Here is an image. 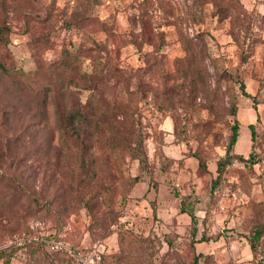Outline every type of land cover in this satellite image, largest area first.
<instances>
[{"label":"rangeland","instance_id":"rangeland-1","mask_svg":"<svg viewBox=\"0 0 264 264\" xmlns=\"http://www.w3.org/2000/svg\"><path fill=\"white\" fill-rule=\"evenodd\" d=\"M1 20L12 32L0 65L30 79L0 69V250L33 232L99 242L103 264H264V235L255 253L248 241L264 222V0H91L87 11L80 0H5ZM68 53L77 66L59 71ZM194 60L196 86L181 73ZM91 91L126 109L125 143L140 153L116 159L94 144L84 163L94 176L73 190L59 120ZM234 120L244 159L212 190ZM22 246L12 264L59 263Z\"/></svg>","mask_w":264,"mask_h":264},{"label":"trees","instance_id":"trees-1","mask_svg":"<svg viewBox=\"0 0 264 264\" xmlns=\"http://www.w3.org/2000/svg\"><path fill=\"white\" fill-rule=\"evenodd\" d=\"M91 0H80V3L83 5V10L87 11L88 3H90ZM5 7V0H0V8L1 12H3ZM82 24H87L88 21L92 22V19H89V17H85L84 15L79 19ZM81 24V25H82ZM99 25H103V23L98 22ZM12 32L11 26L5 21H0V43L2 45H8L10 42V34ZM94 44H96L95 40L92 41ZM185 45L188 48H192V43L185 39L184 41ZM193 68H183L181 71L182 75L185 77H190L189 82L190 84H193L196 86L198 80H202L204 77L203 71L199 66L198 61L194 60L193 62ZM76 57L74 55H71L68 53L65 57V59L60 60L57 64L56 68L59 71L67 72V71H73L76 68ZM0 69L4 74H9L10 76H17V77H25L26 79H30L29 75H27L25 72H23L20 69L15 68H9L5 67L3 65H0ZM221 75V74H219ZM87 76L85 77V80H87ZM69 79L74 81V84L77 85L78 81L75 80L74 77L69 76ZM243 94L250 96L247 92L243 90ZM236 107L234 105L231 106V114L234 116L236 115ZM126 109L122 107L119 104H112L109 106L101 104L99 102V98L97 94L94 91H91L85 105L84 109H72L68 113L65 114V116L62 117L61 120H59V130H60V142L61 146L66 151L65 156V163H66V170H65V176L68 177L70 186L73 190L78 189L82 186V183H88L90 182L93 175L90 177L87 175V168H84V163L89 155V152L91 148L94 146V144H97L98 142H103L106 146L107 150L116 158H120V154L125 149H129L132 151H136L137 153H140L139 148L132 147L131 144L125 143V136L123 131V124L124 122L120 121L118 119L119 115H125ZM230 135L228 138V142L225 147V152L222 157H220L217 160L216 165V177L212 180V190L219 184L221 181V178L223 177L226 170V165L232 162L234 159H244L243 156L236 154L234 152V146L238 140V122L237 120H234L233 124L230 127ZM251 140L255 137V130L254 125H249ZM141 144H138L140 146ZM196 157L199 158V168L206 171V165L201 160L199 155L195 154ZM251 158V157H250ZM138 160L140 163L145 165L147 163L146 157L143 154L142 156L138 157ZM250 162L253 163L255 160H251ZM79 165H82L81 174H79ZM141 176L137 175L134 177H130L128 180V184L133 185L134 183H137L140 180ZM191 220L192 225L194 226L195 222V216L194 214H191ZM26 235H34L33 232H28L27 234L14 236L15 237H22ZM264 235V222L256 223L252 230L251 234L249 235V247L253 253L257 250V247L259 243L261 242V239ZM43 238H61L64 240V238L58 236V235H46L41 236ZM26 247H31L33 249H42L45 250V246L42 243L37 242H27L24 244ZM75 248H86L85 247H79L74 244H71ZM15 247H21V246H15ZM15 247L10 248L9 250H0V260H2L3 264H12L11 258L16 250ZM23 247V246H22ZM50 256L56 257L59 259L55 260L56 263L60 264H73L72 260L65 254L60 252H48L46 251ZM104 253V252H103ZM58 263V264H59ZM103 264V261H102ZM197 264V259H194V263Z\"/></svg>","mask_w":264,"mask_h":264},{"label":"built area","instance_id":"built-area-1","mask_svg":"<svg viewBox=\"0 0 264 264\" xmlns=\"http://www.w3.org/2000/svg\"><path fill=\"white\" fill-rule=\"evenodd\" d=\"M27 242L42 243L45 246V250L50 253H63L72 260L73 264H102L104 250L99 242L86 246V248H75L70 243L61 238H43L39 235L15 237L11 241V243L15 244L16 246H22ZM232 264H241V262L236 260L232 262Z\"/></svg>","mask_w":264,"mask_h":264}]
</instances>
